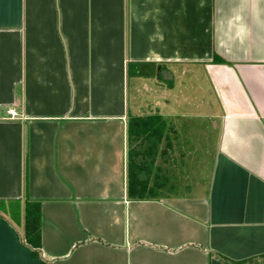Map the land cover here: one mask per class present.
<instances>
[{
    "label": "crops",
    "instance_id": "0c3cea01",
    "mask_svg": "<svg viewBox=\"0 0 264 264\" xmlns=\"http://www.w3.org/2000/svg\"><path fill=\"white\" fill-rule=\"evenodd\" d=\"M131 62L170 87L181 70L205 73L217 144L206 183H170L159 163L175 149L170 107L144 112L139 80L155 72L129 76ZM154 114L166 125L150 185L162 183L132 198L129 149L140 140L130 142L129 118ZM27 197L41 202L37 254L24 239ZM263 255L264 0H0V264Z\"/></svg>",
    "mask_w": 264,
    "mask_h": 264
},
{
    "label": "rangeland",
    "instance_id": "374dc122",
    "mask_svg": "<svg viewBox=\"0 0 264 264\" xmlns=\"http://www.w3.org/2000/svg\"><path fill=\"white\" fill-rule=\"evenodd\" d=\"M188 69V68H187ZM138 78L132 77L130 84V102H134L135 83ZM169 80V79H168ZM167 78H143L142 94L137 96L138 104H143L144 112L155 104L171 106L177 104L180 110L166 108L164 113L168 120L175 124L176 139L172 158L165 162L160 160L169 170L170 183L176 184L180 191L184 186L206 183L213 166V155L216 151V136L212 129V119L206 117L210 108L216 106L214 94L210 89L207 77L202 69L177 73L170 87ZM172 88L173 92L169 89ZM153 89L158 97L152 96ZM170 92V95L167 93ZM158 100V103H156ZM149 107V108H148ZM207 123L206 127L202 125ZM167 177V176H166Z\"/></svg>",
    "mask_w": 264,
    "mask_h": 264
},
{
    "label": "trees",
    "instance_id": "16d2710c",
    "mask_svg": "<svg viewBox=\"0 0 264 264\" xmlns=\"http://www.w3.org/2000/svg\"><path fill=\"white\" fill-rule=\"evenodd\" d=\"M215 61H224L215 56ZM148 63L131 62L128 66L129 76H149L152 70L146 68ZM163 73L161 72V75ZM166 125L162 116L154 115H131L129 118V140L140 143L129 149L128 158V193L132 198L153 197L157 194V187L162 183V176L155 175V186L150 185L153 178L152 164L157 155L158 142L163 137L164 126ZM25 221H24V239L25 243L31 245L35 250L41 247V202L31 200L28 197L25 201ZM223 261L229 264H247L264 260V255L257 258L235 261L225 256H220ZM43 264H50L43 262Z\"/></svg>",
    "mask_w": 264,
    "mask_h": 264
}]
</instances>
